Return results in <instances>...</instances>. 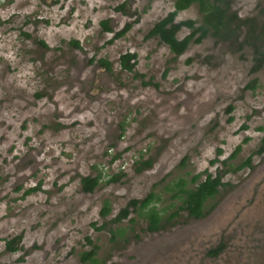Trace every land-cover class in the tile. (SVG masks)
Returning a JSON list of instances; mask_svg holds the SVG:
<instances>
[{"label":"rangeland","instance_id":"obj_1","mask_svg":"<svg viewBox=\"0 0 264 264\" xmlns=\"http://www.w3.org/2000/svg\"><path fill=\"white\" fill-rule=\"evenodd\" d=\"M232 6L264 26V0ZM173 9L171 0H0V264H90L80 259L93 247L88 238L97 264H264V65L253 73L251 47L211 35L174 56L148 38ZM105 19L112 32L102 30ZM188 19L201 23L197 6L176 22ZM127 52L151 85L121 69ZM238 145L229 163L251 156V166L224 175L207 216L182 212L157 232L140 218L97 229L179 175L223 170ZM149 159L138 171L137 161ZM99 171L101 185L84 192L81 178ZM113 173L123 175L106 183ZM105 199L112 212L102 218ZM120 226L126 233L114 241L110 228ZM17 235L22 247L7 251L5 240Z\"/></svg>","mask_w":264,"mask_h":264},{"label":"trees","instance_id":"obj_2","mask_svg":"<svg viewBox=\"0 0 264 264\" xmlns=\"http://www.w3.org/2000/svg\"><path fill=\"white\" fill-rule=\"evenodd\" d=\"M173 2L174 9L168 13V15L157 21L153 28L148 33V38L157 37L161 43L166 44L171 53L174 56H179L184 53L188 46L192 42L200 43L207 35L216 37L222 41L234 43L235 45L249 46L253 50V67L252 72L256 73L264 65V26L257 23L255 17H241L236 10H234L232 3L233 0H171ZM197 6L198 11L201 14V23L188 19L180 22H176V17L179 12L186 10L192 6ZM119 10H124V5H121ZM102 30L106 32H112L113 28L110 26V19L101 21ZM130 24L124 27L119 32H116L113 39H119L129 30ZM186 28L190 30V33L180 39L178 32ZM242 36V38H241ZM113 39L111 41H113ZM110 41V42H111ZM45 45L44 42H41ZM72 44L79 46L78 41H72ZM100 66L106 71L112 70V63L105 59H99ZM119 64L122 70L128 71L134 74V77H140L143 79L144 74L137 73L135 70L137 64V55L135 53L127 52L120 55ZM256 79V78H255ZM142 84L145 86L151 85V81L142 80ZM229 110H233V106L229 107ZM233 116H230L229 121H233ZM243 129H247V125L242 126ZM242 145H238L233 154L224 159L222 162L225 165L223 170H219L216 174L210 173L205 170L199 174L194 175L191 179L186 176H178L171 182H167L163 189L155 191L151 190L143 198L131 199L120 212L110 219L108 222H104L101 227L97 229H105L107 226L113 223L120 224L123 220L128 219L130 225L137 223V218L147 220V231H160L166 225L174 219L181 216L182 212L187 213L188 217L200 219L207 216L212 207H214L212 201H214L219 194L220 187L226 186L223 181L224 175L230 171H237L244 167L251 166V156H249L244 162L234 167L229 160L236 157L241 151ZM264 151V137L261 140V147L257 152ZM222 149L219 148L217 154H221ZM120 158V154H114L111 157L110 162L115 163ZM218 157L212 160V163L218 161ZM186 158L182 161L185 164ZM153 165L151 159L144 161H137V170L150 168ZM205 173L206 176L203 179L201 174ZM121 173H113L108 176L106 183L118 181L121 177ZM106 175L104 172L99 171L95 176H84L81 178V184L84 192H93L98 188L103 178ZM40 186H33L25 190L24 196H27ZM167 195V205H163V197ZM174 209L172 212L171 210ZM112 207L111 202L105 199L100 209V215L102 218H107L111 215ZM168 212L170 213L168 215ZM134 213L135 216H131ZM132 218H129V217ZM125 227H117L116 229L110 228L112 234V240L119 239L126 233ZM132 229V227H131ZM22 236L17 235L11 239L5 240L6 250L9 252H16L22 246ZM121 240V239H120ZM89 244L93 247L91 250L84 251L80 254V259L83 262L90 264H97L98 258L96 256L98 246L92 244L91 239L88 238ZM223 246L220 245L217 249L210 251V254L216 256L220 253Z\"/></svg>","mask_w":264,"mask_h":264},{"label":"clouds","instance_id":"obj_3","mask_svg":"<svg viewBox=\"0 0 264 264\" xmlns=\"http://www.w3.org/2000/svg\"><path fill=\"white\" fill-rule=\"evenodd\" d=\"M26 11H28V10H26ZM4 18L6 19V18H7V16H5Z\"/></svg>","mask_w":264,"mask_h":264}]
</instances>
